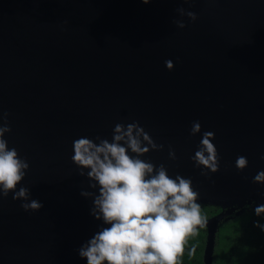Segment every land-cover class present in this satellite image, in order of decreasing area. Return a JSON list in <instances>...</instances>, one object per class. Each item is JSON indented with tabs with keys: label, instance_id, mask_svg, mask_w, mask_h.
Instances as JSON below:
<instances>
[{
	"label": "water",
	"instance_id": "1",
	"mask_svg": "<svg viewBox=\"0 0 264 264\" xmlns=\"http://www.w3.org/2000/svg\"><path fill=\"white\" fill-rule=\"evenodd\" d=\"M0 112L8 147L29 164L17 190L43 203L26 212L14 193L0 200V264H87L77 250L106 225L80 195L94 190L71 159L73 142L111 141L117 123L132 122L164 145L141 159L190 178L197 202L225 209L203 227L212 264L222 219L264 205V184L253 182L264 171V0H0ZM206 131L216 173L191 159Z\"/></svg>",
	"mask_w": 264,
	"mask_h": 264
},
{
	"label": "clouds",
	"instance_id": "2",
	"mask_svg": "<svg viewBox=\"0 0 264 264\" xmlns=\"http://www.w3.org/2000/svg\"><path fill=\"white\" fill-rule=\"evenodd\" d=\"M142 2L148 4L153 0ZM176 11L192 21L197 19L192 11L183 8ZM174 23L179 28L185 27L182 21ZM165 65L168 70L174 67L171 60L165 61ZM7 115L0 112V200L11 192L13 200L25 201L20 205L24 211H39L43 203L30 200L29 188L17 190L29 164L20 158L15 147L10 149L4 139L5 134L11 132ZM200 132V122L194 121L191 135ZM213 139V132H204L191 159L196 167L216 173L219 154ZM163 148L164 145L156 144L138 122L117 123L111 141L101 137H96L95 141L87 137L74 140L71 159L80 170L79 175H86L91 181L89 187L94 190H82L80 195L92 199L90 215L106 225L77 250L87 264H180L189 237L196 236L199 229L205 227L207 217L197 202L199 192L194 190L192 180L179 174L173 178L164 164L156 166L141 159L150 150ZM169 158L176 159L170 146ZM247 166L245 156L237 157L238 170ZM201 175L207 176L208 172L202 171ZM253 182L264 184V171L258 172ZM253 211L257 217H264V205L256 206ZM254 226L264 231V224L259 221Z\"/></svg>",
	"mask_w": 264,
	"mask_h": 264
},
{
	"label": "trees",
	"instance_id": "3",
	"mask_svg": "<svg viewBox=\"0 0 264 264\" xmlns=\"http://www.w3.org/2000/svg\"><path fill=\"white\" fill-rule=\"evenodd\" d=\"M198 203L207 220L225 210L221 204ZM255 207V203H244L217 225L212 264H264V231L254 226L257 221L264 224V217L254 214ZM205 246L206 229L201 228L196 236L189 237L180 264H204Z\"/></svg>",
	"mask_w": 264,
	"mask_h": 264
},
{
	"label": "rangeland",
	"instance_id": "4",
	"mask_svg": "<svg viewBox=\"0 0 264 264\" xmlns=\"http://www.w3.org/2000/svg\"><path fill=\"white\" fill-rule=\"evenodd\" d=\"M260 205V204H259ZM256 206H258V205H256Z\"/></svg>",
	"mask_w": 264,
	"mask_h": 264
}]
</instances>
